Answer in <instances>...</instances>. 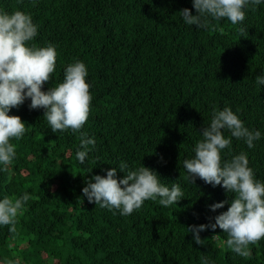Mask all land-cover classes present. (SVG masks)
Instances as JSON below:
<instances>
[{
	"label": "trees",
	"instance_id": "1",
	"mask_svg": "<svg viewBox=\"0 0 264 264\" xmlns=\"http://www.w3.org/2000/svg\"><path fill=\"white\" fill-rule=\"evenodd\" d=\"M184 8L196 14L192 0H0V11L31 15L39 33L31 43L56 48V70L42 90L62 82L74 60L86 64L93 99L81 131L95 139L81 165V132L52 133L30 99L10 110L28 131L12 141L17 159L0 172V198L27 192L31 200L15 232L0 227V264H201V257L264 264V239L250 246L249 257L228 249L218 227L200 233L204 245L195 244L187 228L214 223L229 205L215 212L209 205L231 194L199 178L190 184L182 166L214 109L230 107L264 133V86L255 83L264 74V5L248 10L243 36L226 19L206 29L186 25ZM240 152L264 181V138L252 149L233 139L223 158ZM121 161L156 171L169 187L179 183L184 198L168 207L148 200L128 216L90 204L85 181Z\"/></svg>",
	"mask_w": 264,
	"mask_h": 264
},
{
	"label": "clouds",
	"instance_id": "2",
	"mask_svg": "<svg viewBox=\"0 0 264 264\" xmlns=\"http://www.w3.org/2000/svg\"><path fill=\"white\" fill-rule=\"evenodd\" d=\"M261 5L264 0H192L196 14L188 8L179 13L186 25L198 29H206L212 21L226 19L238 26L243 36L246 13ZM38 35V25L30 14L0 11V172L10 171L17 159L12 141L21 140L28 131L26 123L9 112L29 99L30 109L44 110L43 117L52 133L81 132L80 150L76 152L81 165L95 147L94 137L81 131L88 120L93 99L86 64L74 60L64 68L62 82L47 91L42 90L56 70L58 53L52 44L39 47L31 43ZM255 83L258 87L264 86V74L258 75ZM226 131L229 135H225ZM200 135L201 139L192 149L194 155L183 160L185 178L193 185L199 178L212 187L220 186L231 194V199L209 205L213 212L229 205L226 211L214 217V223L191 225L187 232L192 233L195 244L204 245L200 233L218 227L227 236L224 244L228 249L241 257H249L250 246L264 239V181L256 178L247 153L240 152L230 160L223 156L225 150L232 151L233 139L242 140L252 149L264 138V133L250 129L230 107H224L213 110L210 123L203 127ZM118 170L124 173L123 178H117ZM85 184L82 194L90 204L113 214L119 212L121 216L140 210L148 200H158L161 206L168 207L177 205L184 198L179 183L174 182L169 187L161 183L156 171L143 164L129 169L123 161L107 169L106 175L92 176ZM30 200L31 195L27 192L18 197L0 198V227L7 226L9 232H15L17 217ZM6 264H20V261L16 259ZM201 264H214V261L201 257Z\"/></svg>",
	"mask_w": 264,
	"mask_h": 264
},
{
	"label": "rangeland",
	"instance_id": "3",
	"mask_svg": "<svg viewBox=\"0 0 264 264\" xmlns=\"http://www.w3.org/2000/svg\"><path fill=\"white\" fill-rule=\"evenodd\" d=\"M221 247H222L223 250L225 249L223 244H221Z\"/></svg>",
	"mask_w": 264,
	"mask_h": 264
}]
</instances>
